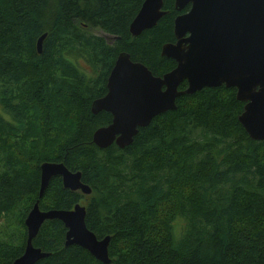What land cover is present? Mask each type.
Instances as JSON below:
<instances>
[{
    "label": "trees",
    "instance_id": "16d2710c",
    "mask_svg": "<svg viewBox=\"0 0 264 264\" xmlns=\"http://www.w3.org/2000/svg\"><path fill=\"white\" fill-rule=\"evenodd\" d=\"M143 2L0 0V220L12 216L17 228L0 240V264L23 253L24 220L36 200L43 211L86 200V227L97 239L110 237L109 264H264V141L251 140L238 122L244 104L234 89L177 98L176 110L156 116L123 149L92 142L111 122L90 108L106 94L119 53L154 76L175 67L161 48L174 42V20L190 6L178 12L175 0H163L164 16L132 36ZM43 162L80 172L91 194L54 177L39 199ZM65 233L59 220L43 223L32 245L49 256L36 264H103L66 247Z\"/></svg>",
    "mask_w": 264,
    "mask_h": 264
},
{
    "label": "water",
    "instance_id": "95a60500",
    "mask_svg": "<svg viewBox=\"0 0 264 264\" xmlns=\"http://www.w3.org/2000/svg\"><path fill=\"white\" fill-rule=\"evenodd\" d=\"M186 13L174 20L176 43L162 46L161 56L175 62V68L154 76L130 56L118 54L106 81V94L91 103V112H106L111 122L92 135L100 149L132 144L139 129L147 127L158 115L176 110V99L193 95L203 88L224 86L234 89L237 101L244 104L238 122L253 141H264V0H175L174 8ZM163 0H144L129 25L138 36L156 25L165 12ZM46 34L36 43L41 53ZM186 82L184 90L178 87ZM60 177L64 188L90 195L91 188L81 181L80 172H71L62 163L40 166L42 197L50 180ZM86 209L76 204L72 210L41 211L38 203L28 212L24 226V251L12 264H36L48 253L32 245L47 220H59L66 229L65 246L76 245L103 264H109L110 237L102 239L85 224Z\"/></svg>",
    "mask_w": 264,
    "mask_h": 264
},
{
    "label": "rangeland",
    "instance_id": "374dc122",
    "mask_svg": "<svg viewBox=\"0 0 264 264\" xmlns=\"http://www.w3.org/2000/svg\"><path fill=\"white\" fill-rule=\"evenodd\" d=\"M95 34L104 37V34H102L101 32L95 31ZM31 112H32V118H33L32 124H34V122L37 121L39 115L37 113V110L34 112L31 111ZM28 141L38 142L35 138H30ZM84 201L85 202H82L83 206H85L87 203L86 200H84ZM10 217H12V216H10ZM10 217L7 218V222H4L3 219L0 220V240L3 239V241H8L10 239V236L13 235L15 233V231H17V228L15 229L16 226L14 224L16 219L13 217L12 218H10Z\"/></svg>",
    "mask_w": 264,
    "mask_h": 264
},
{
    "label": "flooded vegetation",
    "instance_id": "af4514ba",
    "mask_svg": "<svg viewBox=\"0 0 264 264\" xmlns=\"http://www.w3.org/2000/svg\"><path fill=\"white\" fill-rule=\"evenodd\" d=\"M189 10V9H188ZM186 13V12H185ZM103 34V33H102ZM104 38L106 39V41H107V43H109V44H111L112 42H113V37H111V36H108V35H105L104 34ZM174 39H175V36H174ZM176 43V39L174 40V42H173V44H175ZM175 66H176V64H175ZM175 68V67H174ZM43 163H45V162H43ZM43 163H41V164H43ZM51 163H54V162H51ZM41 164H40V166H41ZM40 166H39V169H40ZM61 179V178H60ZM52 180V179H51ZM62 182V181H61ZM47 188V187H46ZM46 190V189H45ZM45 190H44V192H45ZM39 192H40V184H39ZM44 192H43V195H44ZM80 192V191H79ZM39 194V193H38ZM43 195H42V197H43ZM42 197H40V198H42ZM38 198H39V195H38ZM39 198V199H40ZM36 202L38 203V206H39V200H36L34 203H33V205H32V207L36 204ZM81 205V204H80ZM32 207H31V209H32ZM30 209V210H31ZM39 209H40V207H39ZM29 210V211H30ZM41 210V209H40ZM41 211H43V210H41Z\"/></svg>",
    "mask_w": 264,
    "mask_h": 264
}]
</instances>
